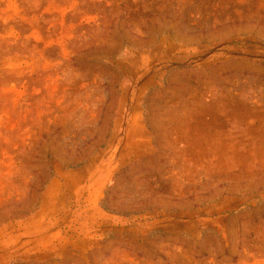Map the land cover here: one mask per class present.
<instances>
[{"label": "rangeland", "instance_id": "374dc122", "mask_svg": "<svg viewBox=\"0 0 264 264\" xmlns=\"http://www.w3.org/2000/svg\"><path fill=\"white\" fill-rule=\"evenodd\" d=\"M0 264H264V0H0Z\"/></svg>", "mask_w": 264, "mask_h": 264}]
</instances>
